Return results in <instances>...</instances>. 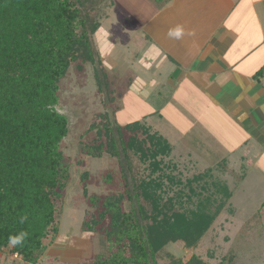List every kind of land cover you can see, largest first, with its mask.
I'll list each match as a JSON object with an SVG mask.
<instances>
[{
  "label": "rangeland",
  "instance_id": "obj_1",
  "mask_svg": "<svg viewBox=\"0 0 264 264\" xmlns=\"http://www.w3.org/2000/svg\"><path fill=\"white\" fill-rule=\"evenodd\" d=\"M150 2H87L107 32L99 30L91 36L93 60L74 61L60 82L56 108L68 118L69 132L60 149L69 165V179L60 202L58 231L44 240V250L35 263L4 248L0 264H92L99 254L109 252L106 226L98 225L99 200L122 193L123 168L142 179L148 176L149 166L137 152L121 149L120 141L116 155L114 150L103 149L102 156H95L92 148L107 142V128L116 134V124L135 120H143L145 127L151 126L172 143L174 150L161 158L177 177L184 182L198 177V189L207 188L206 194L215 201L223 192H231L196 244L187 247L183 241L170 242L157 253L159 263L196 256L207 264H264V167L259 164L264 142L238 126L226 111L210 105L186 81L176 90L166 82L164 89L157 83V89L150 86L146 95L136 94L129 86L135 80V73L128 70L131 56L141 40L130 43L127 35L134 31L139 37L135 25L151 10ZM105 48L108 53L101 56L100 49ZM122 131L125 140L134 133ZM136 135L145 137L141 130ZM122 206L127 209L128 201Z\"/></svg>",
  "mask_w": 264,
  "mask_h": 264
},
{
  "label": "trees",
  "instance_id": "obj_2",
  "mask_svg": "<svg viewBox=\"0 0 264 264\" xmlns=\"http://www.w3.org/2000/svg\"><path fill=\"white\" fill-rule=\"evenodd\" d=\"M89 1L0 0V250L8 248L31 263L44 250V240L58 231L60 202L69 179L60 144L69 125L56 106L60 82L71 64L93 60L91 36L101 22L88 9ZM153 1L164 5L170 0ZM123 128L134 132L127 140ZM116 129L114 134L107 128V142L93 147L92 154L102 156L103 149L119 153L120 141L121 149H131L148 162L149 173L137 179L123 168L122 193L95 200L98 225L106 226L110 247L92 264H207L196 256L159 263L156 255L170 242L196 244L231 192L215 201L206 194L207 188L198 189V177L186 182L177 177L161 158L174 150L172 143L145 127L143 120L116 124ZM139 130L145 137H137ZM125 200L127 209L122 206ZM21 231L29 234L27 239L9 247V235Z\"/></svg>",
  "mask_w": 264,
  "mask_h": 264
},
{
  "label": "crops",
  "instance_id": "obj_3",
  "mask_svg": "<svg viewBox=\"0 0 264 264\" xmlns=\"http://www.w3.org/2000/svg\"><path fill=\"white\" fill-rule=\"evenodd\" d=\"M150 1L151 10L135 25L139 37L127 35L130 43L141 40L128 69L135 73L131 90L146 95L157 83L176 90L186 81L264 142V0ZM177 24L194 35L169 38Z\"/></svg>",
  "mask_w": 264,
  "mask_h": 264
},
{
  "label": "clouds",
  "instance_id": "obj_4",
  "mask_svg": "<svg viewBox=\"0 0 264 264\" xmlns=\"http://www.w3.org/2000/svg\"><path fill=\"white\" fill-rule=\"evenodd\" d=\"M186 34L187 35H194V32L189 31L186 33V29H185L184 25H182V24H177L173 27H170L168 30V33H167L169 38H173L176 40L182 39ZM105 38L108 39L106 33H105ZM100 54H101V56L105 55V51L103 49H100ZM259 164L261 167H264V156L261 157ZM25 219H27L26 216L22 217L21 222H23ZM28 235L29 234L27 232H24V231H21L15 235H9L8 246L14 247V246L22 245L23 242L27 239Z\"/></svg>",
  "mask_w": 264,
  "mask_h": 264
}]
</instances>
